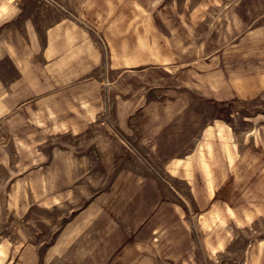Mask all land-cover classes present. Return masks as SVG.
<instances>
[{
  "label": "rangeland",
  "instance_id": "obj_1",
  "mask_svg": "<svg viewBox=\"0 0 264 264\" xmlns=\"http://www.w3.org/2000/svg\"><path fill=\"white\" fill-rule=\"evenodd\" d=\"M0 264H264V0H0Z\"/></svg>",
  "mask_w": 264,
  "mask_h": 264
}]
</instances>
